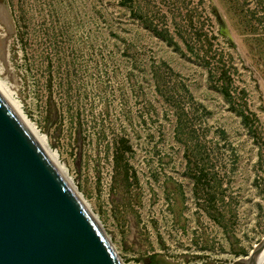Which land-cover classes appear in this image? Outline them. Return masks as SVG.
<instances>
[{"label":"rangeland","instance_id":"obj_1","mask_svg":"<svg viewBox=\"0 0 264 264\" xmlns=\"http://www.w3.org/2000/svg\"><path fill=\"white\" fill-rule=\"evenodd\" d=\"M0 1V82L122 264L246 258L264 236V0Z\"/></svg>","mask_w":264,"mask_h":264},{"label":"water","instance_id":"obj_2","mask_svg":"<svg viewBox=\"0 0 264 264\" xmlns=\"http://www.w3.org/2000/svg\"><path fill=\"white\" fill-rule=\"evenodd\" d=\"M263 250L264 236L231 264H258ZM0 264H122L94 215L1 93Z\"/></svg>","mask_w":264,"mask_h":264},{"label":"bare ground","instance_id":"obj_3","mask_svg":"<svg viewBox=\"0 0 264 264\" xmlns=\"http://www.w3.org/2000/svg\"><path fill=\"white\" fill-rule=\"evenodd\" d=\"M5 87H6V85H3V83L0 82V93L4 96V98L7 100V102L11 105V107L14 109V111L18 114V116L21 118V120L23 121V123L25 124V126L27 127V129L30 131V133L34 136V138L42 146V148L44 149V151L47 153V155L49 156V158L51 159V161L55 164V166L57 167V169L59 170V172L62 174V176L65 178V180L68 182V184L71 186V188L79 195V197L82 199V201L84 202V204L87 206V204L85 203V201L82 198L81 194L78 192L75 184L73 183V181L71 180V178L68 176V174L66 172V169L62 166V164L59 163L58 158H57V154L54 151H52L51 148L49 147V144H48L46 138L43 135H41L34 128V126L29 122V120L23 114V112L20 109V107L17 104V102L14 101V99L11 97L10 93L7 91V89ZM87 208H88V206H87ZM94 218H95V216H94ZM263 258H264V250L262 252V255L258 258V264L261 263V261L263 260Z\"/></svg>","mask_w":264,"mask_h":264}]
</instances>
